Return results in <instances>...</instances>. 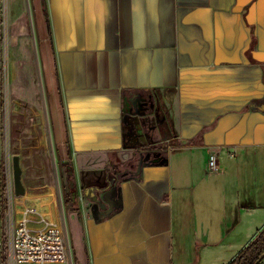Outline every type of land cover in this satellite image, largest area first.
<instances>
[{"label": "crops", "instance_id": "crops-1", "mask_svg": "<svg viewBox=\"0 0 264 264\" xmlns=\"http://www.w3.org/2000/svg\"><path fill=\"white\" fill-rule=\"evenodd\" d=\"M32 8L59 159L138 165L104 207L77 193L65 223L77 264L232 261L264 228V0Z\"/></svg>", "mask_w": 264, "mask_h": 264}, {"label": "rangeland", "instance_id": "rangeland-1", "mask_svg": "<svg viewBox=\"0 0 264 264\" xmlns=\"http://www.w3.org/2000/svg\"><path fill=\"white\" fill-rule=\"evenodd\" d=\"M1 1L5 34L4 41L0 43L2 170L5 178H10L13 184L12 156L14 154L19 156L21 180L25 191L23 194L16 195L13 188V205L18 218L24 207H31L38 212V216L34 215V219L41 218L38 223H29L31 226H40L43 222H47L64 227L65 223L68 225L71 215V205L64 203V195H69L71 187H75L79 197L84 196L86 186L97 185L99 188L98 185L105 181L104 163L90 160L78 165L72 163L73 166L70 167L69 161L59 159L47 93L37 56L36 28L32 8L35 0ZM162 94L153 93L154 98L152 97L151 100L162 97ZM154 103L158 105L157 102ZM151 147L154 146L149 145L144 149ZM143 153L140 152L138 155L143 158L145 155ZM133 157L135 159L136 155ZM151 157L148 156L141 162L150 160ZM137 166H124L116 172V180L133 176ZM69 169L73 170L71 174L67 173ZM2 170L0 164V173ZM71 178L73 184L70 187L69 179ZM114 186L115 184L109 188L112 198L115 196ZM96 195L100 201L104 203L107 201L103 191H98ZM6 201L5 193H3L2 206ZM95 204L98 205L97 202ZM5 217V212H2L3 223ZM74 254L72 246V249L70 247L67 250L66 259L61 260L62 262L52 261L48 264H77L79 260ZM261 263L264 264V258Z\"/></svg>", "mask_w": 264, "mask_h": 264}, {"label": "built area", "instance_id": "built-area-1", "mask_svg": "<svg viewBox=\"0 0 264 264\" xmlns=\"http://www.w3.org/2000/svg\"><path fill=\"white\" fill-rule=\"evenodd\" d=\"M4 11L0 0V43L4 41ZM207 170L218 169L215 150H210L206 162ZM6 179V178H5ZM10 178L4 181L6 202L0 200V219L6 214L4 223L0 221V264H48L66 259L71 247L69 230L66 226L43 222L40 226H31L39 222L38 212L31 207H24L20 217L16 216L13 205V186Z\"/></svg>", "mask_w": 264, "mask_h": 264}, {"label": "trees", "instance_id": "trees-1", "mask_svg": "<svg viewBox=\"0 0 264 264\" xmlns=\"http://www.w3.org/2000/svg\"><path fill=\"white\" fill-rule=\"evenodd\" d=\"M135 156V155H134ZM133 159L126 160L124 162L120 161L118 156L111 152L109 154L108 162L104 168V183L92 186H86L84 191L86 192V196L90 198V200L95 201L94 197H97L98 191H105L109 189L116 180V172L121 170L124 166L130 165L133 163ZM3 163L1 162V170ZM4 181L5 175L3 170L1 171V193H4ZM77 191L75 187H71L69 191V195H64V203L66 205H71L76 199ZM264 258V228L258 233L256 238L249 242L245 247H243L235 258L230 261L228 264H262L261 260Z\"/></svg>", "mask_w": 264, "mask_h": 264}, {"label": "water", "instance_id": "water-1", "mask_svg": "<svg viewBox=\"0 0 264 264\" xmlns=\"http://www.w3.org/2000/svg\"><path fill=\"white\" fill-rule=\"evenodd\" d=\"M73 171L72 169L68 170V173L71 174ZM12 180H13V188H14V193L16 195L23 194L25 191L24 185L21 180V167L19 163V156L17 154H14L12 156ZM70 186L73 184V179L71 178L70 181ZM96 199L95 201L98 203L100 207H104L105 203L103 201H100L99 198L94 197Z\"/></svg>", "mask_w": 264, "mask_h": 264}]
</instances>
